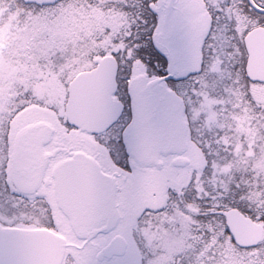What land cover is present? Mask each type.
<instances>
[{
	"label": "flooded vegetation",
	"instance_id": "flooded-vegetation-1",
	"mask_svg": "<svg viewBox=\"0 0 264 264\" xmlns=\"http://www.w3.org/2000/svg\"><path fill=\"white\" fill-rule=\"evenodd\" d=\"M40 14L48 16V21L42 23L50 29L53 46L57 33H62L69 39L71 23L74 21L84 27L91 24L99 32L97 48L91 55L83 56L84 67L71 78L69 59L61 77L60 73L34 64L31 52L35 45L36 31L31 32L25 46L20 47V59L33 68V85L45 83L50 89L53 87L50 84L52 80L56 86L51 88L54 96L52 102L49 94L40 98L33 89L21 93L24 96L19 98V105L12 111L13 123L4 129L8 139V159L0 170V226L43 228L65 236L69 245L62 264H118L119 259L129 255L133 243L140 246L135 225L141 218L144 220L151 214L163 211L168 190L172 189L170 183L174 178L177 188L174 187V191L178 196L182 195L181 181L187 179L189 171H193L190 167L198 161L195 152L199 149V141L194 132L193 117L197 105L204 101L202 95L207 94L206 99L213 103L226 105L227 102L234 101L237 105L244 104L245 100H249L248 96L241 94L240 97H235L232 91L225 95L209 94L211 86L220 77L227 89L236 87L237 74L251 84H264L251 80L246 69L249 58L246 37L252 30L264 27V0H0L1 38L18 39V23L39 17ZM119 22L124 24L121 29L124 34L121 40L124 42L121 46L118 42ZM104 36L110 42L107 40L105 44ZM158 41L161 44L166 42L179 55L169 62L168 57L157 46ZM5 43L6 41L0 43V50L5 49ZM68 46L69 40L64 43L65 49ZM141 47L144 48L143 52L139 51ZM15 55L18 64V51ZM106 57H111L117 63L116 89L112 92V99L121 103L122 109L118 119L108 128L90 132L68 122L66 104L69 86L78 73L98 67ZM111 61L107 64V77L111 76L114 66ZM171 72L173 75L166 84L184 102L186 148L180 154H162L161 165L140 164L128 151L123 138L124 130L133 118L130 84L135 77L141 75L150 82ZM20 80L25 83L33 82L32 77L23 72ZM9 81L12 82V79H8L7 83ZM39 122L52 127L51 136L42 149L36 148L40 139L37 133L26 139L31 148L26 151V155L33 159L31 165L36 167V174L27 181L18 177L16 182L14 152L18 147V136L25 127ZM79 152L95 158L101 169L114 176L118 184L116 201L119 221L107 232L98 234L87 243H84V239L68 234L72 227L57 204L54 188L55 167ZM42 157L46 162L39 179L36 175L40 166L38 162ZM177 157H185L189 161L186 165H175ZM188 189V192L195 193L192 186L189 185ZM32 208L42 224L26 221L22 216L18 218V211L20 213ZM119 234L127 240L126 254L98 260L99 251ZM207 243L211 246L221 244L219 241ZM232 243L235 246L233 249L227 247L221 250L224 254L223 257H218L221 261L229 253L256 252L262 247L264 249V240L253 247H240L234 241ZM207 262L201 264H209Z\"/></svg>",
	"mask_w": 264,
	"mask_h": 264
},
{
	"label": "rangeland",
	"instance_id": "rangeland-1",
	"mask_svg": "<svg viewBox=\"0 0 264 264\" xmlns=\"http://www.w3.org/2000/svg\"><path fill=\"white\" fill-rule=\"evenodd\" d=\"M44 21H48V16L40 14L39 17L35 16L18 23V39L1 38L0 35V43L6 41L5 49L0 50V129H3L0 132V170L7 164L8 159V139L5 130L13 123L12 111L19 105V98L24 96H21V93L33 89L40 98L49 94L52 102L54 97L51 88L56 85L52 83L53 81H50L53 86L50 89L45 83L33 85L35 82L33 68L25 65L20 59L22 55H19V49L30 39L31 32L36 31L35 45L31 52L34 64L60 73V77L68 59L72 78L84 67L83 56L91 55L97 48L96 39L99 32L95 31L93 25L88 24V27H84L72 21L69 48L65 49L64 43L68 41L67 38L62 33H57L53 46L49 35L50 29L43 25ZM123 25L121 22L118 23L119 46L124 42L121 40V36H124L121 30L124 28ZM107 40L110 42L109 38L104 36L105 44ZM17 51L18 64L15 55ZM22 72L30 75L33 82L25 83L20 80ZM236 78L238 86L231 89H227L222 78H217L209 94L225 95L231 94V91L235 97L244 94L249 99L245 100L244 104L237 105L234 101L227 102L226 105L213 103L207 100L205 97L207 94H204L202 95L204 101L195 108L194 132L200 144L209 153L206 157L199 149L195 152L198 161L190 167L193 171H189L187 179L181 181L182 195L179 197L186 192L189 193L190 185L195 191V197L200 200L208 199L214 204L218 201L216 205H220L224 203V199L238 198L239 203L247 210L259 215L260 212H264V84H251L240 74H237ZM8 79H12V82L7 83ZM225 107L227 112L223 115L220 111ZM170 186L172 188L170 192L174 191L175 178ZM197 213L199 214V209L194 205L186 204L185 208H181L176 202L168 199L163 211L151 214L144 220L141 218L135 225L134 230L140 246L133 243L129 255L119 259L118 264H184V253L191 247L190 252L194 254V259L189 261L190 264L209 262L219 255L223 257L220 247H211L207 243L209 241L198 239ZM21 216L36 225L43 223L34 208L20 213L18 211V218ZM68 234L75 236L73 231ZM199 245L200 249L197 248ZM222 264H264V249L262 247L256 252L229 253V256L224 257Z\"/></svg>",
	"mask_w": 264,
	"mask_h": 264
},
{
	"label": "water",
	"instance_id": "water-1",
	"mask_svg": "<svg viewBox=\"0 0 264 264\" xmlns=\"http://www.w3.org/2000/svg\"><path fill=\"white\" fill-rule=\"evenodd\" d=\"M246 44L247 74L251 80L264 82V27L252 30L246 37ZM110 61L114 66L111 76L107 77ZM116 70V61L106 57L98 67L73 78L66 104L70 124L100 132L118 119L122 104L112 99ZM172 75L171 72L150 82L141 75L130 84L133 118L123 138L128 151L140 164L161 165L162 154H180L186 148L184 102L166 84ZM36 133L40 136L36 148L42 149L51 136L52 127L39 122L25 127L19 134L14 152L16 182L18 177L27 181L36 174V167L31 165L33 159L26 155L31 149L26 139ZM188 161V158L177 157L174 164L186 165ZM45 162L43 157L38 162L36 176L39 179ZM53 175L57 204L69 219L74 235L84 239V243L107 232L119 221L116 178L105 173L95 158L83 152L76 153L59 163ZM218 212L224 214L225 224L237 246L253 247L264 238L263 225L238 208ZM68 245L65 236L52 230L0 226V264H62ZM126 251L127 240L119 234L99 251L97 258L123 256Z\"/></svg>",
	"mask_w": 264,
	"mask_h": 264
},
{
	"label": "trees",
	"instance_id": "trees-1",
	"mask_svg": "<svg viewBox=\"0 0 264 264\" xmlns=\"http://www.w3.org/2000/svg\"><path fill=\"white\" fill-rule=\"evenodd\" d=\"M199 150L202 151L203 154H206V157H208L207 153L209 152H207V150L205 151V148H203L200 142H199ZM187 194H184L180 198L175 191L170 192L168 190L166 204L168 202V199H170L176 202L181 208L182 207L185 208L186 204H190L198 207L199 214L197 213L196 215V217L198 218V229L196 230V232H198L199 235L198 239L207 240V241L216 240L221 242L220 245L217 244L213 245L215 246L214 248L220 247L221 249H226L227 247H231V249H233L235 247L234 244L232 243V236L225 225L224 215L220 214L218 211H225L229 208L236 207L239 208L242 213L264 224V212H260L258 215L256 213H253L252 211L247 210L244 207V205H242V203L241 204L239 203L238 198L224 199V203L220 205H216L218 201H215L214 204L213 201H209L208 199L200 200L196 198L194 192H189ZM165 206L163 208H165ZM211 208L213 209L212 212L210 211ZM191 249L192 247L189 248L184 253L185 255L184 264H190L189 261L194 259V254H191L190 252ZM198 249H200V245L198 246ZM209 261L210 262H207L209 264H222L221 259L218 257L212 258Z\"/></svg>",
	"mask_w": 264,
	"mask_h": 264
},
{
	"label": "snow or ice",
	"instance_id": "snow-or-ice-1",
	"mask_svg": "<svg viewBox=\"0 0 264 264\" xmlns=\"http://www.w3.org/2000/svg\"><path fill=\"white\" fill-rule=\"evenodd\" d=\"M161 18H163V13H161ZM157 32L159 33V29H157ZM157 46L160 47L161 51L164 52V54L168 57L169 62H171L173 59H175L179 53L174 51L170 46L167 45V43L161 44L159 41L157 42ZM139 51L143 52L144 48L141 47ZM169 83H173L172 81H169ZM178 86V85H177Z\"/></svg>",
	"mask_w": 264,
	"mask_h": 264
},
{
	"label": "bare ground",
	"instance_id": "bare-ground-1",
	"mask_svg": "<svg viewBox=\"0 0 264 264\" xmlns=\"http://www.w3.org/2000/svg\"><path fill=\"white\" fill-rule=\"evenodd\" d=\"M223 115H225L226 114V112H227V108L225 107L224 109H221V111H220ZM227 227V226H226Z\"/></svg>",
	"mask_w": 264,
	"mask_h": 264
}]
</instances>
